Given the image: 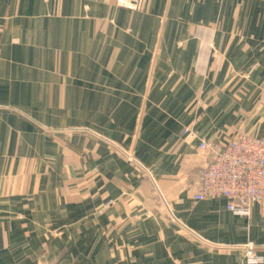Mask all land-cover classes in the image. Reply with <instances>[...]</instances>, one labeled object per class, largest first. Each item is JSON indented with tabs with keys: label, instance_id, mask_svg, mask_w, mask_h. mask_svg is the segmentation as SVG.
<instances>
[{
	"label": "crops",
	"instance_id": "0c3cea01",
	"mask_svg": "<svg viewBox=\"0 0 264 264\" xmlns=\"http://www.w3.org/2000/svg\"><path fill=\"white\" fill-rule=\"evenodd\" d=\"M241 133L264 0H0V264H264V201L192 197Z\"/></svg>",
	"mask_w": 264,
	"mask_h": 264
},
{
	"label": "built area",
	"instance_id": "2783aa9c",
	"mask_svg": "<svg viewBox=\"0 0 264 264\" xmlns=\"http://www.w3.org/2000/svg\"><path fill=\"white\" fill-rule=\"evenodd\" d=\"M140 0H117V5L130 10ZM182 134L193 138L187 129ZM199 148L209 154L201 175V185L192 197L195 200L224 198L232 214L247 217L252 205L264 201V138L238 134L222 142L201 139ZM246 264H261L262 257L254 246H246Z\"/></svg>",
	"mask_w": 264,
	"mask_h": 264
},
{
	"label": "rangeland",
	"instance_id": "374dc122",
	"mask_svg": "<svg viewBox=\"0 0 264 264\" xmlns=\"http://www.w3.org/2000/svg\"><path fill=\"white\" fill-rule=\"evenodd\" d=\"M117 1V0H116ZM117 3V2H116Z\"/></svg>",
	"mask_w": 264,
	"mask_h": 264
}]
</instances>
